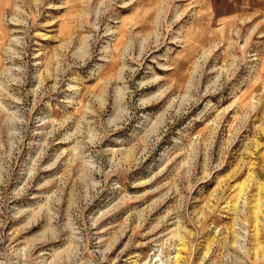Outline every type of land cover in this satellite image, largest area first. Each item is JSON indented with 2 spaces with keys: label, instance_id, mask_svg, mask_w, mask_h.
Wrapping results in <instances>:
<instances>
[{
  "label": "rangeland",
  "instance_id": "rangeland-1",
  "mask_svg": "<svg viewBox=\"0 0 264 264\" xmlns=\"http://www.w3.org/2000/svg\"><path fill=\"white\" fill-rule=\"evenodd\" d=\"M176 254L264 264V0H0V264Z\"/></svg>",
  "mask_w": 264,
  "mask_h": 264
},
{
  "label": "bare ground",
  "instance_id": "bare-ground-1",
  "mask_svg": "<svg viewBox=\"0 0 264 264\" xmlns=\"http://www.w3.org/2000/svg\"><path fill=\"white\" fill-rule=\"evenodd\" d=\"M179 252H180V250H179ZM178 257H179V255H177V254L174 256L173 264H179L180 263V262H178V260H179Z\"/></svg>",
  "mask_w": 264,
  "mask_h": 264
}]
</instances>
